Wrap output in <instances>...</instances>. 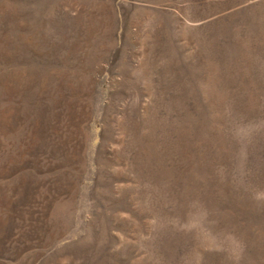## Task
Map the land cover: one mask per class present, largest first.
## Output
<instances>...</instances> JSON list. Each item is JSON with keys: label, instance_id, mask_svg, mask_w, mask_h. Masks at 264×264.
Returning a JSON list of instances; mask_svg holds the SVG:
<instances>
[{"label": "rangeland", "instance_id": "obj_1", "mask_svg": "<svg viewBox=\"0 0 264 264\" xmlns=\"http://www.w3.org/2000/svg\"><path fill=\"white\" fill-rule=\"evenodd\" d=\"M0 264H264V0H0Z\"/></svg>", "mask_w": 264, "mask_h": 264}]
</instances>
